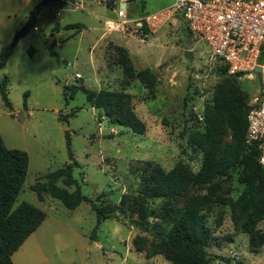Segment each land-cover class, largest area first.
<instances>
[{
	"label": "rangeland",
	"instance_id": "obj_1",
	"mask_svg": "<svg viewBox=\"0 0 264 264\" xmlns=\"http://www.w3.org/2000/svg\"><path fill=\"white\" fill-rule=\"evenodd\" d=\"M124 1L128 17L174 2ZM39 2L42 6L34 27L19 38L0 70V81L11 105L9 108L0 94V136L7 147L23 150L28 156L26 177L12 207L26 201L46 214L13 253L12 261L170 264L162 255H151L147 248L135 251L132 238L141 232L132 221L134 216L115 213L96 227L91 203L99 208L117 205L122 194L138 190L140 176L134 167L143 161L164 170L181 162L198 171L204 153L195 140L206 131V117L215 106L216 91L232 76L210 58L206 43L182 25H164L141 37L143 40L138 33L128 31H112L121 35L119 39L110 35L105 20L117 16L121 0L113 8L104 0H33L0 26V47L13 38ZM1 3L4 7L6 0ZM68 23H81L83 28L64 29ZM144 68L154 77L151 90L139 78L131 77ZM233 78L236 80L229 82V87L242 90L249 103L257 93V76ZM72 83L95 91L130 94V105L144 123V133L111 122L104 110L93 107L81 91L70 98L63 86ZM59 115L66 119L60 121ZM220 117L215 141L223 147L231 141V131L226 114ZM66 133L77 162L72 175L81 193L92 200L73 209L46 193L39 200L30 188L38 178L44 180L42 175L69 162ZM242 174L239 170L222 181L218 193L236 198L245 187ZM57 184L63 186L60 181ZM202 212L211 230L207 253L228 258L213 259L210 264H264V244L252 251L247 235L240 231L243 218L238 210L213 203ZM257 227L264 233V220ZM151 238L146 233L147 242Z\"/></svg>",
	"mask_w": 264,
	"mask_h": 264
},
{
	"label": "trees",
	"instance_id": "obj_2",
	"mask_svg": "<svg viewBox=\"0 0 264 264\" xmlns=\"http://www.w3.org/2000/svg\"><path fill=\"white\" fill-rule=\"evenodd\" d=\"M104 1L107 7L113 8L117 0ZM41 6L42 2L37 3L13 38L1 46L0 70L19 38L34 27ZM57 26L56 23L54 28ZM63 28L80 30L83 25L68 23ZM140 29V35L147 32L144 26ZM218 63L227 72V65ZM231 76L216 91L215 106L206 117V131L195 140L197 148L204 153L200 169L194 172L178 162L171 169L164 170L149 161L141 162L134 167L140 176L141 187L138 190L122 194L117 205L99 208L91 203L96 215V227L115 213L123 217L134 216L132 221L141 232L132 238L136 252L147 248L151 255H162L170 264H210L217 258L228 261V258L221 256H210L206 251L211 230L202 211L214 203L238 210V215L243 218L240 231L247 235L252 251H257L264 244V233L257 227L258 222L264 220V168L257 160V144L246 141L248 96L237 87H229L228 83L236 80L233 78L235 75ZM131 77L139 78L148 90L154 86V77L148 68L133 73ZM63 89L68 91L70 98L81 91L93 107L104 110L111 122L128 127L134 133H144L145 125L130 105V94L104 89L95 91L73 83L63 86ZM0 94L11 108L1 81ZM221 113L226 114V123L231 131V141L223 147L216 145L215 141ZM58 119L62 121L66 117L59 115ZM65 135L69 162L45 173L40 177L44 180L38 178L30 188L39 200L46 193L73 209L81 202L92 200L81 193L72 175L77 162L70 149L68 133ZM27 166L26 152L7 147L0 136V264H14L13 253L38 228L46 215L42 209L26 201L12 207L25 180ZM239 170L243 172V191L236 198L219 194L222 181ZM58 181L63 186H59ZM70 187L73 189L68 190ZM146 233L152 236L149 242Z\"/></svg>",
	"mask_w": 264,
	"mask_h": 264
},
{
	"label": "built area",
	"instance_id": "obj_3",
	"mask_svg": "<svg viewBox=\"0 0 264 264\" xmlns=\"http://www.w3.org/2000/svg\"><path fill=\"white\" fill-rule=\"evenodd\" d=\"M116 15V21L105 22L109 30L140 35L144 26L147 32L140 37L170 23L184 25L206 43L211 59L227 65L229 74L258 77L257 93L248 103L246 141L257 144V160L264 168V0H174L169 6L131 17L126 1L121 0Z\"/></svg>",
	"mask_w": 264,
	"mask_h": 264
},
{
	"label": "crops",
	"instance_id": "obj_4",
	"mask_svg": "<svg viewBox=\"0 0 264 264\" xmlns=\"http://www.w3.org/2000/svg\"><path fill=\"white\" fill-rule=\"evenodd\" d=\"M8 1V2H7ZM33 0H6V5L4 7H2V3L0 5V26L2 24H4L5 22V19H9L10 17L14 16L15 14H17L19 11H21L22 9H24L30 2H32ZM123 1V0H122ZM8 5V6H7ZM108 20H114L116 21L117 20V16L115 18H107L105 20L108 21ZM178 26V25H177ZM184 26V25H182ZM185 27V26H184ZM106 29H108L106 27ZM185 29H187L185 27ZM109 30V29H108ZM188 30V29H187ZM110 31V35H112L113 37L119 39L120 38V34L118 32H112V31H122V30H117V29H114V30H109ZM189 31V30H188ZM140 37V36H139ZM141 38V37H140ZM142 38H145V37H142ZM141 38V39H142ZM143 40V39H142ZM1 48V47H0ZM45 219V218H44ZM39 227V226H38Z\"/></svg>",
	"mask_w": 264,
	"mask_h": 264
},
{
	"label": "water",
	"instance_id": "obj_5",
	"mask_svg": "<svg viewBox=\"0 0 264 264\" xmlns=\"http://www.w3.org/2000/svg\"><path fill=\"white\" fill-rule=\"evenodd\" d=\"M50 43H51V42L48 41V47H50ZM259 70H260L259 67H256V68H255V72H256V73H259Z\"/></svg>",
	"mask_w": 264,
	"mask_h": 264
}]
</instances>
